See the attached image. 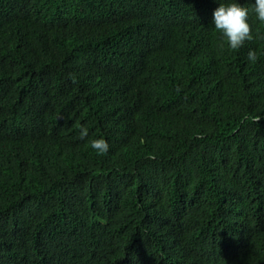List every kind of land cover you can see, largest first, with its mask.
Wrapping results in <instances>:
<instances>
[{
  "label": "trees",
  "instance_id": "1",
  "mask_svg": "<svg viewBox=\"0 0 264 264\" xmlns=\"http://www.w3.org/2000/svg\"><path fill=\"white\" fill-rule=\"evenodd\" d=\"M220 2L0 0V264H264V22Z\"/></svg>",
  "mask_w": 264,
  "mask_h": 264
},
{
  "label": "clouds",
  "instance_id": "2",
  "mask_svg": "<svg viewBox=\"0 0 264 264\" xmlns=\"http://www.w3.org/2000/svg\"><path fill=\"white\" fill-rule=\"evenodd\" d=\"M251 13L256 19L264 22V0H253ZM250 9L239 3V0H226L218 3L212 12L211 24L214 29L226 40L231 50H239L247 41L253 39L252 27L249 23ZM247 59L256 62L258 56L255 50H249ZM81 139L88 136V130L84 127L80 131ZM91 148L98 155H105L110 150L108 141L98 138L91 141Z\"/></svg>",
  "mask_w": 264,
  "mask_h": 264
}]
</instances>
